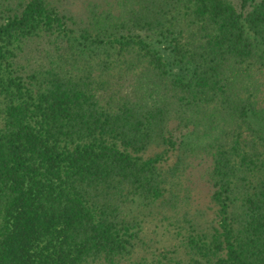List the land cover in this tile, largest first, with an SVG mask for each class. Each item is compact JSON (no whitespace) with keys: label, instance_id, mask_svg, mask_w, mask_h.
<instances>
[{"label":"trees","instance_id":"1","mask_svg":"<svg viewBox=\"0 0 264 264\" xmlns=\"http://www.w3.org/2000/svg\"><path fill=\"white\" fill-rule=\"evenodd\" d=\"M65 2L0 0V264H264V0Z\"/></svg>","mask_w":264,"mask_h":264},{"label":"rangeland","instance_id":"2","mask_svg":"<svg viewBox=\"0 0 264 264\" xmlns=\"http://www.w3.org/2000/svg\"><path fill=\"white\" fill-rule=\"evenodd\" d=\"M87 0H66L65 7L68 8L71 12H74L77 15L83 13V4ZM198 198L195 200L199 205H203L204 203H208V196H204L202 193H198ZM204 196V197H203ZM155 223L148 224L147 234L148 239L153 238L155 240L156 247L162 249L166 246H169L170 243H173V240L168 233V231L163 227L155 228ZM151 228V229H149Z\"/></svg>","mask_w":264,"mask_h":264}]
</instances>
